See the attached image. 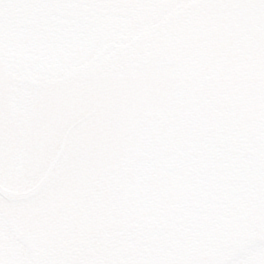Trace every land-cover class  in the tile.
Returning a JSON list of instances; mask_svg holds the SVG:
<instances>
[{"label":"water","instance_id":"95a60500","mask_svg":"<svg viewBox=\"0 0 264 264\" xmlns=\"http://www.w3.org/2000/svg\"><path fill=\"white\" fill-rule=\"evenodd\" d=\"M106 52L46 83L0 66V216L31 264L143 263L232 206L222 187L263 201L264 0H199Z\"/></svg>","mask_w":264,"mask_h":264},{"label":"flooded vegetation","instance_id":"af4514ba","mask_svg":"<svg viewBox=\"0 0 264 264\" xmlns=\"http://www.w3.org/2000/svg\"><path fill=\"white\" fill-rule=\"evenodd\" d=\"M190 1L192 0H101L95 3L93 0H0V40L2 41L4 39L3 32L8 30V25L6 23L7 14L10 10L14 11L15 17H20L17 19L19 21L17 24L23 27H36L37 33L40 31L38 34L39 37H41L44 30L55 34L56 29H59L61 24H63L65 16L68 18L69 15L71 16V20H78L80 18H78L79 14L77 13L80 12L85 16L82 17L81 20H95V16L96 18L103 19L102 15L106 14L103 13V10H110L109 12H111V10H115L116 8L120 11L123 10L129 13L128 18L123 15V17H125L123 21L131 17L133 18L136 15L140 17V25H143V27L141 29H136V31L138 30L136 33H139L160 21L169 11L180 4ZM16 10H18V12H16ZM73 10L75 11L72 12ZM92 10L93 13L96 11L93 18L92 14H88V12L91 13ZM129 22L130 21L125 22L127 26L130 25ZM124 27H126L124 23L115 24L112 30L120 34L112 40L115 39V42H126L129 40L128 38H130L131 35L126 32L128 27ZM99 33L100 31H97V34ZM99 36L101 37L102 34ZM68 41L70 42V39H68ZM69 48L68 45V54L66 53L65 60L62 59V61L59 59L57 60V57H46V59H41V54L47 53L43 51L36 53L35 59L27 58L26 55L22 54L24 59L22 60L23 62H14L18 63L20 69H22L21 72L26 69L28 70L29 67L30 69L34 67L40 69V72H44L45 66L54 68L57 65L65 64L70 67L85 60L83 56L84 50H78V48H72L70 50ZM8 52L9 50L7 51V49L0 44V57H14L9 55ZM76 61L79 62L76 63ZM14 62H11V65H13L11 68L18 74L20 71L17 70L18 68L13 64ZM47 70L48 69H46V71ZM51 71L53 72V69H51ZM225 235L226 237H224V239L219 237L212 243L211 247L206 248L202 253H197L193 255L194 257H187L186 259L172 264H264V212L258 213L254 231L243 243L240 244L237 238L230 233ZM25 253L24 247L12 238L4 223L0 221V264H4L3 261L5 260H21V258H25ZM8 262L5 264H10Z\"/></svg>","mask_w":264,"mask_h":264},{"label":"rangeland","instance_id":"374dc122","mask_svg":"<svg viewBox=\"0 0 264 264\" xmlns=\"http://www.w3.org/2000/svg\"><path fill=\"white\" fill-rule=\"evenodd\" d=\"M93 1L97 3L101 0H93ZM74 11L75 10H73L72 12ZM109 11L110 10L108 11L103 10V13H106L105 15H102L103 19L96 18L95 16L96 11L94 13L93 10L91 13L88 12L89 15L92 14V18L95 16V20L93 19L81 20V18L85 16L80 12L77 13L79 14L78 18H80L78 20L76 19L71 20L70 19L71 16L69 15L68 18L65 16L63 19V24H61V27H59V29H56L55 34L44 30L42 32L41 37H39L38 34L40 31L37 33L36 27L34 26L23 27L17 24L19 23L17 19L20 17H15L14 11L10 10L9 13L7 14L8 16L6 23L8 25V30H5L3 32L4 39L2 41L0 40L1 41L0 44L4 46V48H6L7 51L9 50L8 52L9 55L14 56V57H9L8 58L9 60L7 59L8 62L21 61L22 63L23 62L22 60H24L22 54L26 55L27 58L35 59L36 53L43 51L47 53H42L41 59H46V57L48 58L57 57L56 58L57 60L59 59L62 61V59L65 60L66 53L68 54L69 51L68 45L70 47L69 48L70 50L72 48L74 49L78 48V50L80 49L84 50L83 56L85 57V60H87L89 57L98 53L103 46H105L110 42L115 41V39L112 40L113 38L119 36L120 33L112 30V28L115 26L116 23L117 24L124 23V26L128 27V30L126 32L130 33V35H134L136 32H138V30L136 31V29H141L143 27V25L142 26L140 25V17L138 15L126 20L133 22V23L129 22L130 25L127 26L125 23L126 21L125 20L123 21V19H125L123 15L128 18L129 16L128 12H125L123 10L120 11L118 8H116L115 10H111V12ZM16 12H18V10H16ZM97 31H100V33L97 34ZM101 34L102 36L100 37L99 35ZM68 39H70V42L68 41ZM78 62L79 61H76V63ZM80 63H83V61ZM13 64L17 66L18 68L17 70L20 71L19 74L28 76L29 78H35V79L38 78V80H49L53 78L54 75L58 76L59 74L66 72L68 70V66L63 64L54 67L56 69L52 68L51 66L50 67L45 66L44 72L41 70L43 73L40 72V69L34 67H32L34 69L32 68L30 69L29 67L28 70L26 69L25 71L21 72L22 69H20L18 63L14 62ZM11 67H13V65H11ZM46 69L48 70L46 71ZM51 69H53V72L51 71ZM23 260L24 258H21V260L18 261L17 260L15 261L11 260V261L22 262Z\"/></svg>","mask_w":264,"mask_h":264}]
</instances>
